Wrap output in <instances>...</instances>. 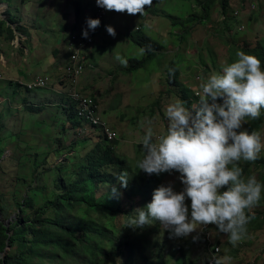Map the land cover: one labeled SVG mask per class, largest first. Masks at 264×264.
<instances>
[{
	"label": "rangeland",
	"instance_id": "rangeland-1",
	"mask_svg": "<svg viewBox=\"0 0 264 264\" xmlns=\"http://www.w3.org/2000/svg\"><path fill=\"white\" fill-rule=\"evenodd\" d=\"M21 1L0 0V2L10 4V14L16 22H20L24 18L27 22L29 18L26 14L19 12L22 11ZM31 1L42 6L47 3V0ZM154 1L160 3L162 10L175 16L181 15L186 18L188 13L195 11L197 16L201 17L200 9L195 1ZM49 2L50 0H48L47 6L41 9L38 26L43 27L40 35L45 33L47 42L51 43L49 38L63 40L66 35L56 29L50 32L46 30V27L53 26L52 24L60 21L50 8ZM230 4V12L225 22L221 21L220 0H217L212 8L211 19L204 21V24L202 21L195 24L188 34H185L186 28L180 25L174 26L172 22L165 19L166 13L163 14L166 23L150 29L147 24L142 22V14L145 10L142 14L135 15L107 10L105 22L106 25L114 28L115 36L107 34L105 25L100 28L89 56L90 62L98 65L95 69L99 70L96 79L92 81L93 74L88 69L84 80H86L85 84H88L86 87L90 88V82H92L90 83L92 86L98 87L100 113L107 119L110 126L114 127L115 125L119 136L115 153L126 161L130 186L138 185L139 179L143 176L136 168V162L142 155L141 146L138 144L139 138L149 122L154 133L159 134L164 131L166 126L164 108L174 99H181V88L186 87L192 92L198 86V80L195 77L198 75L203 77V75L207 76L214 71H219L232 59L230 55L232 51L241 50L249 53L255 49H264V0H231ZM252 6H256L255 11H252ZM84 8L87 13L86 7ZM237 10L240 15L235 19L232 15ZM109 20L110 23H107ZM138 22L141 23L142 31L155 39L164 49L158 51L157 56L149 61L144 68L130 75L124 71L126 58L141 59L144 52L127 38L126 43L117 40L122 38L128 29L138 25ZM167 22L170 24V30L167 29L169 26ZM28 29L29 41H31L33 28L28 27ZM3 39L5 40V38ZM14 42L17 47L13 45ZM18 43L22 42L16 38L13 42L5 40L0 45V69L5 72L7 78L0 83V148L5 151L4 156L0 159V201L3 202L5 208L4 213H1V219H4L3 216L8 218L12 214H16L14 191L20 189L21 194L26 191L17 178L23 175L28 176L33 170L45 173L50 166L54 165L57 168H71L98 141V134L90 128L85 130L83 137L70 135L66 117L62 114V102L65 97L61 85L56 82L51 84L49 81L45 89H37L30 93L23 88H18L15 83V85H9L11 80L8 78H26L30 77L29 73L35 76L39 71L35 67V65L38 66V57L35 62L33 58L37 52L30 45L31 53L25 62L23 58L25 56L18 49ZM47 52L50 53V49L44 51V53ZM6 61L10 64L9 69L2 67V63ZM171 62L176 63L179 68V81L176 87L169 85L166 77ZM111 75L116 76H113V84L117 86L109 89L106 84ZM80 86L83 88L82 82H80ZM168 87H171L170 93H166ZM92 91L90 88L87 93ZM187 97L191 103H194L190 92H187ZM159 101L160 105H158ZM30 107L41 110L32 111L29 109ZM64 126L65 131L63 130ZM260 132L262 144H264V124ZM87 142L90 144L86 145ZM261 152L264 153V147ZM37 165H39L38 168H36ZM263 173V169L253 170L249 175L255 176L262 183L260 176ZM159 176L161 181H156V184L151 183L153 189L158 184L169 180L174 182V188L180 187L179 182L175 180V173L172 176L167 173H162ZM44 177L47 176L44 175ZM40 180L41 186L45 181L41 176ZM102 190L101 187L97 194ZM135 195H139V193ZM132 196L131 194L129 198ZM123 197L121 195V201ZM259 202L261 203L258 205L260 207L255 205L248 209V213L258 217L254 230L245 233L235 246L228 242L226 234L218 233L215 226L211 224L207 232H203L202 227L198 226L197 231L200 232V239L197 242H192L190 239L170 238L166 230L163 237L156 235L158 232L152 231L153 234L148 237V241L153 243L154 240H159L167 243L163 251L164 259L173 255L178 258L179 254L176 252V248L180 247L184 254L182 259L185 264H203L209 256V246L211 245L219 248L216 259L225 256L231 258L228 261H222V264H264V197L262 194ZM137 207L140 206L133 204L130 215H134V209ZM123 217H120L118 224L126 221ZM142 231L143 229L138 232ZM161 231L163 228L160 226L159 232ZM134 233L133 228L123 229L122 233L117 235V240L123 239L121 238L122 234L130 237ZM203 233L208 236L207 239ZM7 249L10 250V248ZM134 249V252L124 250L119 257L108 259L103 264H142L143 258L148 263L155 264L153 259L147 260V246L139 249V244H137ZM62 264L73 263L66 261Z\"/></svg>",
	"mask_w": 264,
	"mask_h": 264
},
{
	"label": "clouds",
	"instance_id": "clouds-1",
	"mask_svg": "<svg viewBox=\"0 0 264 264\" xmlns=\"http://www.w3.org/2000/svg\"><path fill=\"white\" fill-rule=\"evenodd\" d=\"M29 1L22 0L21 3L23 5L24 2ZM71 1L73 4L70 5L76 23L72 27L66 26L67 31L64 34L66 37L61 41V43L65 41L67 51L66 61L59 77L55 79L50 76L38 75L30 83L8 79L24 84L31 92L45 89L49 81L51 84L56 82L62 86L65 97L62 107L68 109L70 105H74L81 123L79 127L71 128L70 123L67 122L70 135L83 137L85 130L90 128L98 134L97 142L102 140L118 141L117 131L100 113L98 92L87 93V90L80 86L88 69L93 74L92 81L96 79L99 70L95 69L98 65L91 63L89 59L93 44L99 35L100 28L104 25L107 34L115 36L114 28L106 25L105 22L107 10L133 15L142 14L145 10L142 18L146 14L163 17V12H168L162 10L160 3H156L154 0ZM8 5L10 4L0 2V20L6 21L7 27L14 30V37L12 40H8L6 36H0V38L13 42L19 33L21 35L19 38L23 40V36H25L27 38L24 41H29L28 27L36 28L30 26L25 18L20 22H10L9 20L13 19V16L10 14L11 7ZM4 6L5 8H3ZM84 7H86L87 13H85ZM255 10L256 6H252V11ZM19 12H23V9ZM228 14L223 16L221 13L222 23L227 20ZM239 15L237 10L232 16L237 19ZM178 16L181 17V15ZM168 21L170 20L168 19ZM142 22L147 24L144 18ZM107 23H110V20ZM147 25L149 27V24ZM139 31L143 32L141 23L128 29L126 33L128 41H131V34ZM19 38L18 41H20ZM253 51L249 53L241 50L232 51L230 53L232 59L219 71H214L207 76L198 75L195 77L198 80V86L192 92L188 88L182 87V100L176 98L164 108L166 120L164 131L159 134L154 133L150 122L145 127L138 140L142 155L136 162L137 170L156 176L162 173L172 176L175 173V180L179 182L180 187L174 188V182L171 180L158 184L152 190L148 202L142 207L135 208L134 215H126L125 226L142 228L145 225L153 224V222H159L163 231L166 230L170 238L190 239L192 242H197L200 239V232L197 231L198 226L202 227L203 232H207L211 224L215 226L218 233L226 234L228 242L233 246L245 235L250 220L246 210L260 200L262 191H264V184L255 176L249 175L253 170H261L259 168L261 166H258V169L253 167L254 165L249 166L244 175L240 167L252 160L264 161L262 156L264 153L261 152L264 144H262L260 132L264 124V68H261V59L252 55ZM130 58L132 57L126 58L124 71L132 75L136 71L127 72ZM75 67L80 69L78 74L70 71ZM168 68L170 70V67ZM168 71L167 78L169 77ZM0 72L4 75L1 83L7 78L4 71L0 70ZM113 76L111 75L106 84L109 89L117 86L113 84V78L116 77ZM177 77L179 78V68ZM40 78L48 80L46 86L29 87ZM89 85L91 87L92 84ZM170 88H167L166 93L171 92ZM183 90H185L186 96L187 92L192 94L194 103L187 99L189 104L182 98ZM73 92H77L83 98L90 99L92 107L96 106L98 124L90 123L79 116L80 101L72 97ZM158 105H160V101ZM258 117L263 118L260 130H247L246 127L250 121L246 118L256 119ZM245 122L246 126L244 127ZM107 130L113 132L115 136L112 138L108 136ZM88 142L86 145L90 144ZM114 177L115 183L108 190L113 196L118 197L120 192L116 185L118 184L120 189L126 188L130 177L124 169L119 170ZM0 220L2 219L0 218ZM6 221H9L10 225L12 218L4 220V224ZM203 236L208 238L205 233ZM215 249L218 250L217 253H215ZM218 253L217 246H209V256L203 264L210 262L222 264V261L231 259L228 256L216 259ZM172 264L174 263L172 262Z\"/></svg>",
	"mask_w": 264,
	"mask_h": 264
},
{
	"label": "trees",
	"instance_id": "trees-1",
	"mask_svg": "<svg viewBox=\"0 0 264 264\" xmlns=\"http://www.w3.org/2000/svg\"><path fill=\"white\" fill-rule=\"evenodd\" d=\"M188 1H195L198 4L201 17H198L195 11L188 13L186 18L171 13L165 14V18L169 19L174 26L180 25L186 28L185 34H188L189 30H192L194 25L200 21L204 24V21L211 19L212 8L216 2V0ZM220 9L222 15L226 16L230 10V0H221ZM9 21L13 23L15 20L10 18ZM0 36H6L8 40L14 37V30L7 27L6 21L0 20ZM130 39L145 52V56L141 59L130 58L127 72L142 69L156 57L158 51L163 49V46L155 39L141 31L131 34ZM252 55L261 59V66L264 68V49H255ZM168 76L169 85L176 87L178 83L176 63H171ZM14 83L10 81L9 85L16 84L18 88L31 92L24 84ZM182 98L189 103L185 90L182 91ZM29 109L41 110L35 107ZM62 114L70 123L71 128L81 125L74 105H70L68 109L63 108ZM262 119L261 117L246 118L250 121L246 129L260 130ZM63 130L65 131V126ZM117 143V140L97 142L71 168H57L54 165L50 166L45 173L33 170L28 176L23 175L17 178L26 191L23 194L20 193V189L14 191L16 214L8 218L3 216L4 219L0 220V264H62L66 261L73 264H103L108 259L119 257L124 250L134 252L137 244H139V249L148 247L147 260L153 259L155 264H172V262L185 264L182 259L184 254L180 247L176 248L178 258L173 255L164 259L163 251L167 243L159 240L149 243L148 237L153 234L152 231L158 232L156 235L160 237L165 235L164 231L159 232L161 226L159 222H153L142 228H133L135 231L133 235L129 237L122 234L123 239L117 240V235L121 234L123 229H132V227L125 226L126 221L118 224L120 217L124 216L126 220V215L132 213L133 204L142 207L148 202L153 190L151 183L156 184V181H161L160 176L148 175L138 170L143 175L139 179L140 183L133 186L127 184V187L123 189H120L117 184L120 195L113 196L108 189L115 183L114 175L121 169H127L125 159L115 153ZM4 154V149L0 148V159ZM251 165L257 169L258 166L264 169L262 160H252L245 163V166H238L241 167L244 175ZM38 167L39 165L36 166ZM44 175L47 177L45 178ZM40 176L45 181L41 186ZM260 178L264 184V173ZM101 187L103 190L97 194ZM136 193L139 195H135ZM131 194L133 196L129 198ZM121 195L124 196L122 201ZM18 197L19 200H17ZM262 197H264V192ZM255 205L260 207L258 205L261 203L258 201ZM4 211L3 202L0 201V213ZM246 214L250 216L247 233L254 230L258 217L248 213V209ZM10 218L12 221L7 227L4 220ZM141 229L143 231L139 233ZM142 264L150 263L143 258Z\"/></svg>",
	"mask_w": 264,
	"mask_h": 264
},
{
	"label": "crops",
	"instance_id": "crops-1",
	"mask_svg": "<svg viewBox=\"0 0 264 264\" xmlns=\"http://www.w3.org/2000/svg\"><path fill=\"white\" fill-rule=\"evenodd\" d=\"M71 3L73 4L71 0H50L49 2L50 8L52 9L53 13H56L60 21L56 22L55 24H52L53 26L50 25L49 27H46V30H48V32L56 29L62 34H65L67 31L66 26L72 27L75 25L76 21L72 13L71 5H70ZM47 4H48V0H47V3L43 4V6L38 5V3H33L31 0L29 2H24L22 5V9H23V12L26 14V16L29 18L27 20V23L30 26H34L36 29H33V32H31L32 34L31 41H28V40L24 41V39L27 38L25 36H23V40H22V38H19L21 35L17 33V39L19 38V40L22 42L21 44L18 43V47H19L18 49L21 50L22 51L21 54L25 56L23 57L25 62L27 61L31 53L29 49L30 45L32 46L33 50L37 52V55L33 56V58L35 62L38 57V66L35 65L36 69L37 70L39 69L38 73L35 76L29 73L30 77H26V78H19V79L9 78V79L30 83L38 75L50 76V77H54L55 79L59 77V74L62 71L63 64L66 61L65 54H66L67 49L65 48V41L61 43L62 40H57V39L51 40V38H49L51 43H48L45 38V33L44 35H40L41 28L43 27L41 25L38 26V22L40 20L41 9L45 8ZM8 7H11V6L8 5ZM143 18L146 20L147 24H149V28H157L162 23H166V20H164L161 15L146 14V15H143ZM167 25H169L167 29L170 30L171 28L168 22H167ZM167 33L169 32L167 31ZM126 37L127 36L125 34L124 36H122V38H119L118 40L120 42L124 41L126 43ZM3 41L5 40L3 38H0V45H2ZM43 44H46L47 46ZM61 44L63 45L61 46ZM14 46L17 47L16 42H14ZM49 49H50V53L49 52L44 53V51L49 50ZM2 64H3L2 67H4L5 69H9L10 64L8 61ZM85 82L86 80L83 79L82 84L85 90H89L90 88H92L93 90L92 92L97 91L98 89L97 86L91 85V87L89 88V87H86L88 86V84H85ZM114 128H115V125H114ZM262 156L264 157V155Z\"/></svg>",
	"mask_w": 264,
	"mask_h": 264
},
{
	"label": "built area",
	"instance_id": "built-area-1",
	"mask_svg": "<svg viewBox=\"0 0 264 264\" xmlns=\"http://www.w3.org/2000/svg\"><path fill=\"white\" fill-rule=\"evenodd\" d=\"M71 73L74 74H78L80 72V69H78L77 67L70 69ZM4 79V75L2 72H0V81H2ZM48 80L40 78L39 80H37L36 82H34L33 84H30V88H35V87H44L47 85ZM72 97L77 100L80 101L79 104V116H81L84 120L89 121L90 123L93 124H98L99 123V118L97 116V111H96V106L92 107V101L90 99H86L83 98L80 94H78L77 92H73L72 93ZM108 136H110L111 138L114 137V133L111 131H108ZM217 249H215V253H217ZM209 264H212V262H210Z\"/></svg>",
	"mask_w": 264,
	"mask_h": 264
},
{
	"label": "water",
	"instance_id": "water-1",
	"mask_svg": "<svg viewBox=\"0 0 264 264\" xmlns=\"http://www.w3.org/2000/svg\"><path fill=\"white\" fill-rule=\"evenodd\" d=\"M0 218H1V216H0ZM6 225H9V221H6V223H5ZM6 251V250H5Z\"/></svg>",
	"mask_w": 264,
	"mask_h": 264
}]
</instances>
